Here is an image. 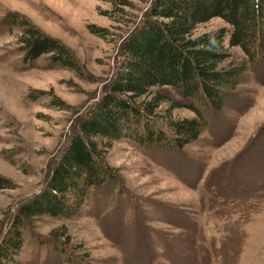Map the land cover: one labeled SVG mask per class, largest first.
<instances>
[{"label": "rangeland", "instance_id": "obj_1", "mask_svg": "<svg viewBox=\"0 0 264 264\" xmlns=\"http://www.w3.org/2000/svg\"><path fill=\"white\" fill-rule=\"evenodd\" d=\"M151 2L0 0V177L9 181L0 188V239L18 205L44 187ZM9 13L60 40L75 67L45 54L24 62L19 28L4 23ZM220 28L230 25L213 17L194 34ZM228 52L227 61L245 60L239 46ZM164 89L171 99L156 108L161 120L197 118L184 106L169 116L183 99ZM204 111V130L180 148L113 141L105 161L118 181L93 189L74 216L45 214L27 224L5 264H264V60L249 64L222 110Z\"/></svg>", "mask_w": 264, "mask_h": 264}, {"label": "trees", "instance_id": "obj_2", "mask_svg": "<svg viewBox=\"0 0 264 264\" xmlns=\"http://www.w3.org/2000/svg\"><path fill=\"white\" fill-rule=\"evenodd\" d=\"M18 16L9 13L4 23L10 30L13 24L19 28L18 50L24 62L32 63L45 54L55 64L75 67L71 51L60 40ZM213 17L225 20L230 30L194 34L198 24ZM227 33L228 46L224 43ZM230 46H239L245 60L227 61ZM121 56L90 112L75 120L44 187L18 205L11 229L0 239V264L14 260L22 245L21 229L27 224L45 214L74 216L93 189L118 181L105 161L106 148L113 141L124 137L140 144L180 148L197 139L207 123L204 109L222 110L249 64L260 65L264 60V0H152L141 23L122 41ZM166 87L183 99L172 103L169 116L171 108L184 106L197 118L162 121L156 108L171 99ZM148 95L150 99L138 100ZM8 182L0 177V188Z\"/></svg>", "mask_w": 264, "mask_h": 264}]
</instances>
